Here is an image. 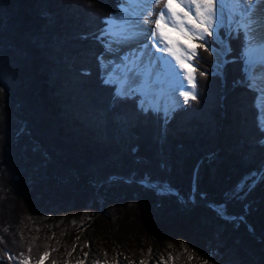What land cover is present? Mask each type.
Segmentation results:
<instances>
[{"label": "trees", "instance_id": "trees-1", "mask_svg": "<svg viewBox=\"0 0 264 264\" xmlns=\"http://www.w3.org/2000/svg\"><path fill=\"white\" fill-rule=\"evenodd\" d=\"M120 4L0 0V264H60L81 228L137 255L171 241L172 264H264V129L244 32L218 29L220 71L196 47L195 95L163 115L101 75Z\"/></svg>", "mask_w": 264, "mask_h": 264}, {"label": "bare ground", "instance_id": "bare-ground-1", "mask_svg": "<svg viewBox=\"0 0 264 264\" xmlns=\"http://www.w3.org/2000/svg\"><path fill=\"white\" fill-rule=\"evenodd\" d=\"M120 1V13L110 17L106 24L109 41L101 58L111 74L110 81L116 83V91L127 92L135 88L148 107L164 110L176 107L179 97L194 88L195 73L186 43L187 34L192 32L196 23L194 18H202L206 14L204 20L210 24L211 3L223 5L224 0ZM251 1L249 7L241 8L248 19L246 45L260 49L258 55L261 56L264 48V0ZM204 2L209 9L202 8ZM251 53L254 55L253 51H246L247 62ZM215 55L216 62H222V51ZM254 72L259 75L252 79L261 92L258 106L263 127L264 66L255 68Z\"/></svg>", "mask_w": 264, "mask_h": 264}, {"label": "rangeland", "instance_id": "rangeland-1", "mask_svg": "<svg viewBox=\"0 0 264 264\" xmlns=\"http://www.w3.org/2000/svg\"><path fill=\"white\" fill-rule=\"evenodd\" d=\"M251 0H227L223 1V5L220 4H215L211 3V16H212V22L207 24L204 20V18H207V15L204 14L202 18H194V21L196 22L194 24V27L192 28V32L187 34V40L186 43L189 46V50L191 53V63L192 68L194 70L195 67V58L197 57V49L196 47L198 45L204 46L209 48L211 51L213 57H214V64L213 67L216 71L221 70V66L224 63V59L222 58L225 57L226 52L228 51L227 45L225 43V40H223L218 33L219 28H223L224 32L227 34L229 31L240 29L244 32V37H245V45L243 49V54H244V71L247 75V79L249 80V85L252 89L258 90L256 84L254 83L255 81L252 79V77H258L259 75L254 72V69L259 67V66H264V48L262 50L263 55H258V51L253 47H248L246 45V27L248 25V19L244 16L243 14V9L242 7L246 8L247 6L249 7L251 4ZM121 3V1H120ZM121 5V4H120ZM120 5H119V10L117 13L112 14L106 19V23L109 20L110 17L113 15L119 14L120 13ZM203 7H208L209 5L207 2H204L202 5ZM194 17V16H193ZM108 25V23H107ZM191 25H193V22H191ZM105 29V27H104ZM107 28L106 26V33H102V36L105 39V42H103L104 48L106 47L105 44L109 41V36L107 34ZM207 35H210L213 39V41L217 44V48L208 46L207 43ZM247 46V47H246ZM246 49V50H245ZM106 51V49H105ZM105 51L102 53V55L105 53ZM222 51V57L220 63H217V57L215 55L216 52ZM247 52H254V55L248 54V62L246 60L247 58ZM218 54V53H217ZM102 55H100V59L102 58ZM219 59H220V54ZM255 56L258 57V59L255 60ZM252 63H255L253 66L251 65ZM101 75L105 77V81L108 83H113L116 84L115 82L110 81V72L107 69L106 64L103 62L101 59ZM259 93L261 94L260 90H258ZM257 91V92H258ZM118 95H129V96H134L138 95V105L143 108L144 110H158L161 111L165 114H170L172 110L178 108L181 106L183 103H185L189 98L193 97L195 95V83H194V88L190 90L188 94H182L179 99H178V104L177 106L171 108V109H160V108H153V107H148L146 106V103L143 100L142 95L135 89V88H130L129 91L123 92V91H116ZM179 95V93H178ZM260 96V95H259ZM258 96V97H259ZM258 104V100H257ZM259 108V107H258ZM259 118V116H258ZM262 127V126H261ZM264 127V126H263ZM264 129V128H263ZM221 217H224L223 215ZM86 230L85 228H81L80 232V241L76 244V246L73 248L71 252H67L66 256L64 257V260L60 264H172V257H171V251L174 249V244L171 241H164V244L155 251V249H152L148 253L147 256H144L142 253L141 255L134 254L130 250L122 247H117V248H107L104 247L101 244L96 243L95 240H93L90 237V233ZM112 252H111V251ZM112 253V254H111ZM13 264H46L43 261L41 262H31L30 260L23 259V260H16L13 258Z\"/></svg>", "mask_w": 264, "mask_h": 264}, {"label": "water", "instance_id": "water-1", "mask_svg": "<svg viewBox=\"0 0 264 264\" xmlns=\"http://www.w3.org/2000/svg\"><path fill=\"white\" fill-rule=\"evenodd\" d=\"M224 63L226 62L225 59L223 60ZM214 208V207H213ZM214 210L216 211V213L219 215V216H222V214L219 212V210L217 208H214Z\"/></svg>", "mask_w": 264, "mask_h": 264}]
</instances>
